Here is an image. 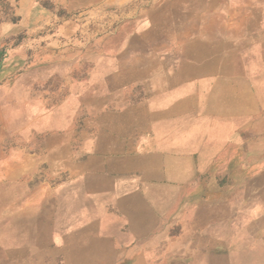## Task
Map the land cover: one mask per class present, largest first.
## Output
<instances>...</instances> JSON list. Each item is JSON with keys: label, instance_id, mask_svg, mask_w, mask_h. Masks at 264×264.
Returning <instances> with one entry per match:
<instances>
[{"label": "rangeland", "instance_id": "rangeland-1", "mask_svg": "<svg viewBox=\"0 0 264 264\" xmlns=\"http://www.w3.org/2000/svg\"><path fill=\"white\" fill-rule=\"evenodd\" d=\"M175 11L172 0H0V264L129 263L108 261V239L70 221L88 159L120 141L114 119L84 105L138 98L104 58L135 41L138 23L152 36L199 29L216 43L214 64L200 71L213 81L200 112L236 127L239 169L264 158V0H215L206 21L178 23Z\"/></svg>", "mask_w": 264, "mask_h": 264}, {"label": "crops", "instance_id": "crops-1", "mask_svg": "<svg viewBox=\"0 0 264 264\" xmlns=\"http://www.w3.org/2000/svg\"><path fill=\"white\" fill-rule=\"evenodd\" d=\"M208 1L172 0L171 14L178 23L206 21L215 6ZM182 27L152 36L138 23L135 41L104 57L122 85L138 86V98L87 99L86 108L114 119L120 141L107 147L109 156L88 159L78 176L71 229H97L111 262L264 264V158L239 169L245 150L232 140L236 127L200 112L203 87L213 82L199 81L200 71L214 64L216 43Z\"/></svg>", "mask_w": 264, "mask_h": 264}]
</instances>
